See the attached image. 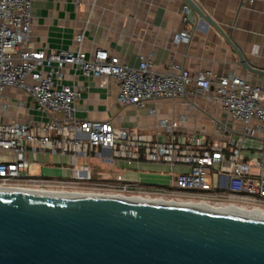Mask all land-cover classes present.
I'll return each instance as SVG.
<instances>
[{"label":"built area","instance_id":"1","mask_svg":"<svg viewBox=\"0 0 264 264\" xmlns=\"http://www.w3.org/2000/svg\"><path fill=\"white\" fill-rule=\"evenodd\" d=\"M238 1L264 4V0ZM182 10L186 20L190 10L186 1ZM31 11V0H0V95L5 87L19 88L48 119L38 123H0V188L112 194L182 204L207 202L217 207L264 212V155L247 159L242 153L243 135L264 133L262 87L233 72L217 75L204 70L192 74L176 65L157 71L142 58L137 65H129L103 48L90 55L79 47L38 49L29 41ZM82 38L80 31L75 37L77 44ZM173 41L188 43L189 33L181 30ZM68 66L86 77L98 78L101 87L109 78L115 79L116 100L123 105L143 107L157 98L209 94L230 118L243 123L242 136L214 139L209 135L179 133L176 118L159 121L162 130L152 134L136 126L117 127L107 120L79 119L74 106L79 91L62 83L63 70ZM252 121L256 124L252 125ZM102 147L110 148L113 158L127 165L143 159L187 169L173 172L169 186L150 188L127 181L121 174L112 180H92L86 166H73L67 178L30 173L29 152L67 154L73 158L91 156Z\"/></svg>","mask_w":264,"mask_h":264},{"label":"crops","instance_id":"2","mask_svg":"<svg viewBox=\"0 0 264 264\" xmlns=\"http://www.w3.org/2000/svg\"><path fill=\"white\" fill-rule=\"evenodd\" d=\"M184 1L31 0L29 41L35 48L46 50H76L79 47L86 55L103 48L129 65H137L141 58L147 60L157 71L176 65L192 74L204 70L217 75L233 72L264 89V4L192 0L209 15L213 23H208L195 11L191 19L186 15L184 20ZM181 30L189 33L188 43L173 41V36ZM80 31L83 38L77 44L75 37ZM235 47L241 50L254 70L240 63ZM62 83L79 91L74 104L79 119L107 120L117 127L136 126L152 134L162 130L159 121L176 118L179 133L209 135L214 139L242 136L243 123L230 118L206 93L157 98L143 107H136L116 100L118 84L113 78L101 87L98 78L86 77L80 70L68 66L63 70ZM1 93L0 123H38L48 119L21 89L5 87ZM256 134L242 136V153L247 159L264 155L261 149L264 133ZM27 159L31 163L30 173L39 177L67 178L73 166H86L92 180H112L121 174L125 180L139 182L148 188L170 185L173 172L187 169L143 159L127 165L115 160L108 147L98 148L91 156L73 158L67 154L29 152Z\"/></svg>","mask_w":264,"mask_h":264},{"label":"water","instance_id":"3","mask_svg":"<svg viewBox=\"0 0 264 264\" xmlns=\"http://www.w3.org/2000/svg\"><path fill=\"white\" fill-rule=\"evenodd\" d=\"M185 1L188 19L195 11L213 23ZM0 264H264V218L0 189Z\"/></svg>","mask_w":264,"mask_h":264},{"label":"bare ground","instance_id":"4","mask_svg":"<svg viewBox=\"0 0 264 264\" xmlns=\"http://www.w3.org/2000/svg\"><path fill=\"white\" fill-rule=\"evenodd\" d=\"M1 190H8V191H22V192H30V193H38V194H50V195H72V196H89V197H105L110 199H123V200H132V201H148V202H155V203H161V204H179L184 206H190L200 209H206V210H213L217 212L222 213H230V214H239V215H245V216H251V217H261L264 218V212L261 211H245V210H239L237 208H232L229 206H214L209 205L203 202H193V203H173V202H164L158 199H143L140 197H129V196H120V195H112V194H89V193H75V192H52V191H38V190H29V189H8V188H0Z\"/></svg>","mask_w":264,"mask_h":264},{"label":"rangeland","instance_id":"5","mask_svg":"<svg viewBox=\"0 0 264 264\" xmlns=\"http://www.w3.org/2000/svg\"><path fill=\"white\" fill-rule=\"evenodd\" d=\"M93 177H96V173H93ZM169 184H165V186H168Z\"/></svg>","mask_w":264,"mask_h":264}]
</instances>
